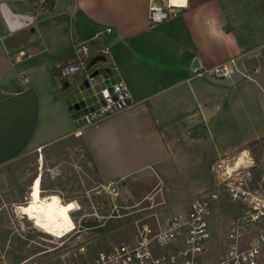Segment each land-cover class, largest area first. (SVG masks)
<instances>
[{
  "label": "crops",
  "instance_id": "0c3cea01",
  "mask_svg": "<svg viewBox=\"0 0 264 264\" xmlns=\"http://www.w3.org/2000/svg\"><path fill=\"white\" fill-rule=\"evenodd\" d=\"M147 5L0 0V167L76 138L100 181L130 193L134 205L151 192L136 195L128 183L155 181L158 190L160 177H179L182 187L170 203L181 208L207 188L214 162L264 140V3L188 0L178 18L155 27L147 23ZM75 43L89 47L90 61L104 58L97 81L123 82L129 99L126 109L80 133L81 111L67 109L82 99L84 76L63 80L52 70L56 60L71 57ZM193 59L202 70L234 59L240 74L231 86L216 85L190 74Z\"/></svg>",
  "mask_w": 264,
  "mask_h": 264
},
{
  "label": "built area",
  "instance_id": "2783aa9c",
  "mask_svg": "<svg viewBox=\"0 0 264 264\" xmlns=\"http://www.w3.org/2000/svg\"><path fill=\"white\" fill-rule=\"evenodd\" d=\"M18 1L43 7L50 0ZM187 6L188 0H148L147 23L150 27L162 25L178 18ZM11 16L24 19L28 22L26 26L30 24V18ZM23 56L24 53L20 52L14 60L19 62ZM90 56L88 46L75 43L71 57L58 59L52 66L60 79L83 75L89 84L86 89L82 82L79 94L86 108L92 111L87 115L81 112L75 120L78 133L123 111L129 101L126 88L121 90L118 86L120 82H113L110 78L97 81L100 76L90 78L94 71H102L98 64L89 67ZM195 74L232 81L240 73L236 69V60L231 59L214 69H201ZM107 81L109 86L105 85ZM113 105H116V111H112ZM234 159L233 163L232 160L219 161L212 189L196 194L189 199L187 207H181L157 222L155 231L143 227L134 243L113 245L90 261L86 246L79 245L68 254L59 256L54 264H264V168L258 171L259 166L251 157H246L240 167L236 166L237 160ZM103 191L111 199L119 196L117 186L112 183L103 186ZM224 201L238 207L239 214L230 216ZM209 253L213 255L211 258H207Z\"/></svg>",
  "mask_w": 264,
  "mask_h": 264
},
{
  "label": "rangeland",
  "instance_id": "374dc122",
  "mask_svg": "<svg viewBox=\"0 0 264 264\" xmlns=\"http://www.w3.org/2000/svg\"><path fill=\"white\" fill-rule=\"evenodd\" d=\"M240 63L242 68L250 66L244 60ZM255 148L260 149L264 158V142L252 145L250 149ZM241 153L251 157L259 166L258 171H262L264 162L261 156L251 155L245 148L235 158H240ZM230 160L231 163L235 161L234 157ZM217 164L214 162L212 172L205 180L207 184H203L207 186L203 192L215 185ZM39 175L42 196L58 195L76 227L61 240L45 233L30 219L29 188ZM160 179L158 190H155V181L127 184L128 190L135 191L136 195L151 192L139 205H134L136 198L122 189L117 198L111 199L103 191L105 184L100 181L81 140L76 138L32 151L0 167V264H54L59 256L68 254L79 245L86 246L90 261L113 245L134 243L143 227L155 231L157 222L180 209L170 203L172 194L182 187L179 177L163 176ZM183 179L189 189L191 183L187 176ZM223 203L230 216L239 214L238 207L227 201ZM212 256L209 253L207 258Z\"/></svg>",
  "mask_w": 264,
  "mask_h": 264
},
{
  "label": "bare ground",
  "instance_id": "6f19581e",
  "mask_svg": "<svg viewBox=\"0 0 264 264\" xmlns=\"http://www.w3.org/2000/svg\"><path fill=\"white\" fill-rule=\"evenodd\" d=\"M245 159L246 156L241 155L237 159L236 166L240 167ZM40 183L41 175L32 181L29 188L30 219L35 221V225L45 233L56 238H63L74 230L75 225L58 195L42 196Z\"/></svg>",
  "mask_w": 264,
  "mask_h": 264
},
{
  "label": "water",
  "instance_id": "95a60500",
  "mask_svg": "<svg viewBox=\"0 0 264 264\" xmlns=\"http://www.w3.org/2000/svg\"><path fill=\"white\" fill-rule=\"evenodd\" d=\"M15 19V18H14ZM17 22L19 23H28L27 21H25L24 19H19V18H16ZM101 62H104V58L102 57H99V58H94L90 61L89 63V67H92L98 63H101ZM202 67H201V64L200 62L198 61V59H193L192 63H191V67H190V74H195L197 71L201 70ZM103 72H98V71H94L93 73H91L90 75V78L92 79H95L97 77H99L100 75H102ZM204 78L213 83V84H216V85H225V86H231L232 85V81L230 79H217V78H213V77H210L208 75H205ZM104 79V78H103ZM105 85L106 86H109V82H105ZM83 86L87 89L89 87V84L87 82V80H84L83 82ZM119 88L121 90H124L125 89V85L123 82H120L118 84ZM126 104L128 105L129 104V101L126 102ZM102 105H104V102H102ZM79 110L82 112V114L84 115H87L89 111H92V109L88 110L86 108V103L83 99L79 100L77 103H75L74 105L72 106H69L67 111L68 113L72 114L75 110ZM112 111H116L117 110V107L116 105H113L111 107Z\"/></svg>",
  "mask_w": 264,
  "mask_h": 264
},
{
  "label": "trees",
  "instance_id": "16d2710c",
  "mask_svg": "<svg viewBox=\"0 0 264 264\" xmlns=\"http://www.w3.org/2000/svg\"><path fill=\"white\" fill-rule=\"evenodd\" d=\"M262 142H264V140H262V141H260V142H255V143H252V144H250V145H248V151L251 153V155H255V156H257V157H260L261 156V153L259 152L260 151V149L259 148H255V149H253V150H251L250 148H251V146L252 145H257V144H260V143H262ZM263 156H261L260 158H262ZM257 160H259V159H257ZM148 207V206H147ZM67 211H68V209H67ZM69 213V212H68ZM70 214V213H69ZM113 218H115V217H113ZM111 220H113V219H111ZM98 228H100V227H98ZM98 232H100V231H98Z\"/></svg>",
  "mask_w": 264,
  "mask_h": 264
}]
</instances>
